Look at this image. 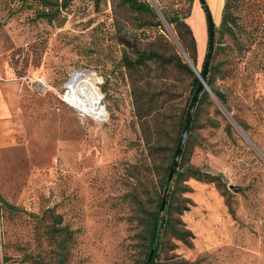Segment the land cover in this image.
<instances>
[{
    "label": "rangeland",
    "instance_id": "374dc122",
    "mask_svg": "<svg viewBox=\"0 0 264 264\" xmlns=\"http://www.w3.org/2000/svg\"><path fill=\"white\" fill-rule=\"evenodd\" d=\"M142 1L154 15L75 0L47 23L0 0V264H136L138 201L160 194L192 77L154 59L128 71L122 57L156 50L185 61L169 18L191 11L198 70L207 45L200 0ZM203 1L215 25L210 87L223 99L208 86L181 163L221 178L180 183L191 189L174 199L191 202L180 219L192 245L172 241L164 257L264 264V0L229 1L222 26L223 0ZM75 71L98 80L101 121L64 100Z\"/></svg>",
    "mask_w": 264,
    "mask_h": 264
},
{
    "label": "trees",
    "instance_id": "16d2710c",
    "mask_svg": "<svg viewBox=\"0 0 264 264\" xmlns=\"http://www.w3.org/2000/svg\"><path fill=\"white\" fill-rule=\"evenodd\" d=\"M11 1L18 4L17 9H21V8H24L26 10L33 9L35 16L37 18L43 19L47 23H51L54 20H58L61 11L66 9L75 0H11ZM91 1L95 7H98L100 0H91ZM109 1L111 2L113 9L115 8V6H121L134 13L154 15L151 6L142 0H109ZM229 1L231 0H223L221 13H220V20H219V25L221 24V26L224 25L227 21L228 16L224 14L225 13L224 11L229 6ZM199 7L203 10L204 14L209 10L207 4L204 2L203 3L199 2ZM191 12L188 13L186 17L175 16L173 18H169V21L171 23H174L175 25L179 37V42L183 49L182 53L186 55L189 61L196 68L195 48H193V44H195L194 43L195 36L192 33L189 24L185 21L186 18L188 19V16L191 14ZM186 37H188V42L185 39ZM214 38H215V25H214ZM189 43H190V47H189ZM153 59L186 70L192 77V81H191V86H192L191 97H192L193 92L199 83V79L195 75V73L191 70V68L188 66L186 59L184 58L185 59L184 61L181 58V56H179L177 53L165 55L156 50L139 51L136 58L133 60L128 58V56L123 55L122 62H123V66H125V68H127L128 71H133L136 68L142 66V64L145 61H150ZM209 66H210V61L208 65L207 75L205 78V84L207 85V87L209 86V88L217 98L223 99V95L220 92L215 91L210 87L211 79L209 76ZM196 70L200 74L202 67L199 70L196 68ZM207 98H208V93L204 89H202L197 99L195 109L200 101ZM151 104H154V99L151 102H149V105ZM188 105L189 103L186 105V108L184 109V113H182V119L178 124L180 131L175 140L173 153L171 155L172 157L170 161H168L165 164L159 178L158 189L160 191V194L155 193L154 198L152 197L147 198L146 200L147 204L137 200L138 201L137 210H136L137 215L135 216V219L140 225V230L134 236L137 240V246H138V258L136 260V264H146L147 258L151 250H153V253L149 264H189L185 261H167L166 258L164 257V255L168 251L173 249L169 245V243L172 241L181 242L182 244L189 247L192 245L193 234L186 228L185 224L180 219V216L185 211L189 210V206L191 202L187 198H182L181 201L175 200L174 197L176 191H178L179 193L191 192V189L188 188L187 186H180V183H183L190 178H193L198 181L213 182V183H216V181H219L221 178L220 175H213L209 173L207 170H204L202 168L200 169L194 166H188L187 168H182L181 156L184 153L185 144L188 142L190 136V128L194 122L193 119L195 116V112H193L189 132L186 137L179 162L176 166L171 182L168 183L167 181L170 170V164L172 162L173 154L176 145L178 143L180 133L183 128ZM150 109H151L150 107L147 108V112H146L147 116L150 113L149 112ZM157 149L161 150L163 148L159 146L157 147ZM216 185H219V183H217ZM167 186H169L168 198L166 204L164 205V208L161 210L160 207H161L162 197H163L164 189ZM5 205H7V207L12 210H17V208H15L14 206L8 204ZM56 231H60V230L56 229ZM175 257L177 256L176 255L172 256V258Z\"/></svg>",
    "mask_w": 264,
    "mask_h": 264
},
{
    "label": "water",
    "instance_id": "95a60500",
    "mask_svg": "<svg viewBox=\"0 0 264 264\" xmlns=\"http://www.w3.org/2000/svg\"><path fill=\"white\" fill-rule=\"evenodd\" d=\"M201 3H203V0H200ZM205 16H206V24H207V45H206V51H205V56H204V60H203V64H202V70L201 73L199 74L196 70V68L194 67V65L189 61V59L186 57V55L184 53L183 56L186 59V62L188 64V66L191 68V70L195 73V75L198 77L199 79V83L196 86L193 95L190 99L188 108H187V112L185 115V119H184V124H183V128L182 131L180 133V137L178 140V143L176 145L174 154H173V159L172 162L170 164V170H169V174H168V178L167 181L168 183L171 182L174 171L176 169V166L179 162L180 159V155L186 140V137L188 135L189 132V128H190V124H191V118H192V114L194 112L196 103H197V99L202 91V89H204L208 94L212 95V92L209 90V88L207 87V85L205 84V78L207 75V71H208V65H209V61L212 55V51H213V44H214V24L211 20L210 14L209 12H205ZM98 107L102 108L104 110V103H103V99L100 96L98 99ZM102 116H105V110L104 113L101 114ZM168 191H169V186H167L164 189V193H163V197H162V202H161V207L160 209L162 210L164 208V205L167 202V198H168ZM153 250H151V252L149 253V256L147 258V262L146 264H149L150 260H151V256H152Z\"/></svg>",
    "mask_w": 264,
    "mask_h": 264
},
{
    "label": "bare ground",
    "instance_id": "6f19581e",
    "mask_svg": "<svg viewBox=\"0 0 264 264\" xmlns=\"http://www.w3.org/2000/svg\"><path fill=\"white\" fill-rule=\"evenodd\" d=\"M200 14L197 12L194 16V25L199 30ZM93 75L84 71L73 72L65 83L64 100L75 108L83 119L91 118L95 121H101L104 113L102 108L98 107V99L101 96Z\"/></svg>",
    "mask_w": 264,
    "mask_h": 264
}]
</instances>
